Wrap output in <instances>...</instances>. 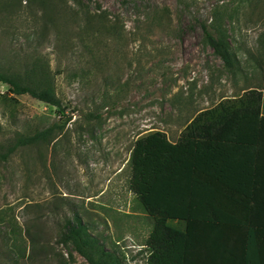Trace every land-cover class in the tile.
<instances>
[{
	"label": "rangeland",
	"instance_id": "obj_1",
	"mask_svg": "<svg viewBox=\"0 0 264 264\" xmlns=\"http://www.w3.org/2000/svg\"><path fill=\"white\" fill-rule=\"evenodd\" d=\"M81 2L0 0V69L39 58L71 118L48 144L0 160V264H88L61 242L75 216L125 264H146L152 223L128 189L135 139L175 141L200 111L264 92V0ZM220 14L232 70L201 27ZM0 92L12 96L0 100V148L58 119L48 103Z\"/></svg>",
	"mask_w": 264,
	"mask_h": 264
},
{
	"label": "trees",
	"instance_id": "obj_2",
	"mask_svg": "<svg viewBox=\"0 0 264 264\" xmlns=\"http://www.w3.org/2000/svg\"><path fill=\"white\" fill-rule=\"evenodd\" d=\"M34 1L41 7L46 4ZM74 3L82 7L81 0ZM43 17L44 25L53 22L47 14ZM221 17L201 27L207 43L232 70ZM53 26L58 24L54 21ZM0 82L11 95L27 94L54 106L58 114L57 120L34 133L16 132L0 148V160L19 148L48 144L71 119L56 95L52 74L39 58L0 69ZM11 97L0 92V100ZM128 163V189L152 223L142 245L146 264H206L208 229L220 233L240 215L242 225L264 231V92L247 88L236 101L200 111L175 141L159 130L138 136ZM61 242L88 264H125L78 216L67 223Z\"/></svg>",
	"mask_w": 264,
	"mask_h": 264
},
{
	"label": "crops",
	"instance_id": "obj_3",
	"mask_svg": "<svg viewBox=\"0 0 264 264\" xmlns=\"http://www.w3.org/2000/svg\"><path fill=\"white\" fill-rule=\"evenodd\" d=\"M238 215V214H237ZM236 224L223 227L220 233L208 229L204 242L209 244L210 254L206 264H264V231L255 225H242L239 215L233 219ZM233 223V222H232ZM218 250V251H217Z\"/></svg>",
	"mask_w": 264,
	"mask_h": 264
}]
</instances>
